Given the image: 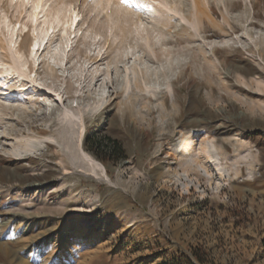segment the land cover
I'll list each match as a JSON object with an SVG mask.
<instances>
[{"label":"rangeland","instance_id":"obj_1","mask_svg":"<svg viewBox=\"0 0 264 264\" xmlns=\"http://www.w3.org/2000/svg\"><path fill=\"white\" fill-rule=\"evenodd\" d=\"M22 1L0 0V264H264V96L234 72L264 74V0H42L39 32L77 20L40 51Z\"/></svg>","mask_w":264,"mask_h":264},{"label":"bare ground","instance_id":"obj_2","mask_svg":"<svg viewBox=\"0 0 264 264\" xmlns=\"http://www.w3.org/2000/svg\"><path fill=\"white\" fill-rule=\"evenodd\" d=\"M41 1L42 0H31L30 3H28V2L24 3L25 1H22V2L19 3V5H17L18 3L14 4V5H12V4L9 5V8L11 10L15 11V12H18L17 11V6H18V8L20 7V5H22V6L24 5L23 7H28L29 6L28 17H26V18H27V20H29L31 25H33V28H34L33 31H37L38 35H37V37L36 36L34 37V44H33V46H34L33 49L34 48H38L37 51L41 50V48H40L42 46L41 43H43L48 38L49 30L54 29V30H57L59 32V34H61V35L65 34L66 27H68V25H70V27L72 28V26L75 25L76 20H77V17L75 16V17L71 18L69 20V22H68L65 14L61 13V12H58L55 16L52 17V20H54L53 24H49V26L52 25L53 27H51V28L49 27L46 31L39 32L38 30H39V28L41 26H47V24H48V23H44L43 24V22L38 24V25L37 24H33V23L36 22L35 20H38V18L40 16V13L42 14V12H43L44 6H40L41 5ZM197 4H199V2H197ZM200 8H201V6H200ZM204 10H203V8L200 9L201 12H204ZM210 11H212V9ZM205 13H206V11H205ZM69 40L70 39H68L66 41V44L68 43ZM252 44L256 48L257 52H259L260 49H262L264 51V38H260V39H257L256 41H252ZM57 52H58V50L52 51V54L49 53L48 54V59L49 60H56L57 57H58ZM250 67L251 66H249V68ZM237 71H239L240 73L243 72L246 75H248V74H254L255 75L254 77H252V79H250L248 81H245V83H244V85H246V87L248 89H250L251 91H249L247 93L241 92L242 94L245 93L247 95L264 96V74L262 72H258V71L256 72V70H254V68H252V67L250 69H247V70H245V69L244 70H242V69H235L234 70L235 73ZM11 80H13L16 84L18 83L17 79H14L13 77H11ZM44 89H47V88H44ZM44 91L45 90H42L43 93H44ZM81 120H83V116H82ZM60 122H61V124L65 125L68 128V122L67 121L60 120ZM43 133H44V131H39V134H43ZM67 137H69V136H67ZM70 142H72V141H70ZM187 149H188V147L185 150H187ZM190 149H192V147H190ZM37 150H38V148H37L36 145H29L28 149L26 151H24L23 154H20V153L19 154H12L11 156L13 158H15V159L16 158H21V157L26 156V155H31V154L37 152ZM78 151L80 153V157L82 158V160L84 162H86L85 164H87V166L89 165L88 168H87L89 170H87V169L85 170V171H88V175L92 176L94 178L102 179L103 181L107 182V178L105 176V172L103 171V169L99 165H96L83 152L82 149L79 148ZM202 154H203V157L205 159L206 164L211 169V172H213L214 175H218L220 179L224 178L225 175L223 173V170H221V168H220V164H219L217 156L215 155L214 149L212 147V143L208 142V143L203 145ZM82 170H84V169H82ZM183 171L186 172L185 170H183Z\"/></svg>","mask_w":264,"mask_h":264},{"label":"trees","instance_id":"obj_3","mask_svg":"<svg viewBox=\"0 0 264 264\" xmlns=\"http://www.w3.org/2000/svg\"><path fill=\"white\" fill-rule=\"evenodd\" d=\"M111 150L115 153V152H117V153H120V155H122L121 154V150H120V148H119V145L116 143V142H111Z\"/></svg>","mask_w":264,"mask_h":264},{"label":"snow or ice","instance_id":"obj_4","mask_svg":"<svg viewBox=\"0 0 264 264\" xmlns=\"http://www.w3.org/2000/svg\"><path fill=\"white\" fill-rule=\"evenodd\" d=\"M121 2H126V0H121Z\"/></svg>","mask_w":264,"mask_h":264}]
</instances>
